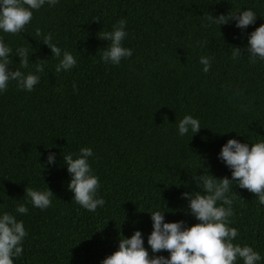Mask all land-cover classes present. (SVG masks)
<instances>
[{
	"label": "trees",
	"instance_id": "obj_1",
	"mask_svg": "<svg viewBox=\"0 0 264 264\" xmlns=\"http://www.w3.org/2000/svg\"><path fill=\"white\" fill-rule=\"evenodd\" d=\"M238 9H252L255 23L244 30L231 20L203 26L205 13ZM120 19L128 33L123 46L132 55L106 64L100 55L108 42L101 35ZM261 23L264 0H58L34 10L21 32L0 33L13 50L10 69L20 68L18 47L28 50L22 72L43 62L32 91L10 81L0 93V211L16 215L27 231L14 264H100L119 236L134 229L147 247L148 213L155 209L165 212V222L196 223L181 196L199 190L192 174L207 168L217 178L229 176L217 160L220 146L230 138L264 139V62L250 63L243 51L246 34ZM45 34L73 54V68L55 71L58 58L42 43ZM231 47L241 48L242 56L234 60ZM201 56L212 58L207 73ZM186 114L202 127L192 137L177 134ZM81 147L92 148L89 163L105 200L94 212L67 190L63 155ZM25 187H47L51 205L26 204L28 212L16 214L17 204L26 203ZM232 190L233 242L252 246L264 264V206L247 190Z\"/></svg>",
	"mask_w": 264,
	"mask_h": 264
},
{
	"label": "clouds",
	"instance_id": "obj_2",
	"mask_svg": "<svg viewBox=\"0 0 264 264\" xmlns=\"http://www.w3.org/2000/svg\"><path fill=\"white\" fill-rule=\"evenodd\" d=\"M58 0H0V33L17 34L32 18L34 10L40 9L45 3L49 7L57 4ZM257 14L252 9L237 10L232 13L219 14L213 17L205 13L206 23L209 25H226L229 20L234 21V27L246 29L256 21ZM37 31V35H39ZM128 35L125 21L120 19L113 25L111 31H104L101 40L107 41L100 60L106 64L116 65L122 59L132 55V49L123 46ZM50 34L43 36V42L53 57L58 58L54 65L57 73L73 68L77 61L72 53L63 50L51 42ZM232 48V58L242 56L241 48ZM12 49L0 38V93L4 92L10 81L16 86L30 92L39 82L38 73L43 71V62L35 66V71L22 72L20 68H27L29 64L28 50L18 47L15 55L18 57L20 68H9V56ZM246 52L250 63L257 60L264 62V23L246 34ZM211 57L201 56L199 64L201 71L207 73L211 67ZM177 134L184 136L191 132V137L201 129L200 122L190 114L184 115L177 123ZM93 156L91 147H81L78 154L69 152L63 155L64 167L69 174L67 190L72 193L71 200L83 209L94 212L103 207L105 200L97 193L98 177L94 174L89 163ZM47 163L54 161V155L49 154ZM217 160L229 170V176L215 177L207 168L200 175L192 174V182L198 191L181 193L187 200V209L197 221L186 226L185 222H165L164 213L159 209L152 210L150 216V232L145 236L138 229L125 238L120 235L115 251L104 257L100 264H259L261 255L247 244L241 245L233 241L238 236V230L230 225L233 215V185L245 189L255 195L260 205L264 206V139L255 142L242 143L235 138L227 139L220 146ZM201 167V166H200ZM26 203H18L16 214H26L31 204L41 210L51 205L53 194L45 187L44 190L25 187ZM147 213V212H146ZM27 231L23 221L16 215L0 211V264H14V258L22 253L23 241ZM166 252L165 255L157 253ZM151 253V255H150Z\"/></svg>",
	"mask_w": 264,
	"mask_h": 264
}]
</instances>
